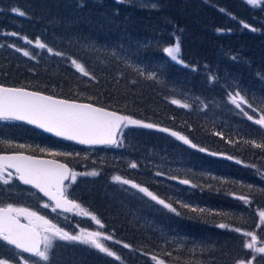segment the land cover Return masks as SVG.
<instances>
[{
	"label": "trees",
	"instance_id": "1",
	"mask_svg": "<svg viewBox=\"0 0 264 264\" xmlns=\"http://www.w3.org/2000/svg\"><path fill=\"white\" fill-rule=\"evenodd\" d=\"M177 42L172 60L164 49ZM2 85L156 125L124 128L118 147L95 151L106 158L60 159L76 174L69 197L101 222L103 234L113 238L107 246L120 259L59 242L48 264H156L153 256L165 264H237L250 259L244 232H256L264 246V148L250 143L264 144V129L229 99L239 92L257 109L242 104L244 112L254 119L264 114V0L255 7L245 0H0ZM8 123L0 124V134H40ZM16 152L5 148L0 155ZM92 170L96 180L86 175ZM115 177L147 188L176 211ZM17 186H0V206H26L20 201L27 190ZM75 223L95 231L89 220ZM23 257L0 241V259L22 264ZM253 264L264 258L257 254Z\"/></svg>",
	"mask_w": 264,
	"mask_h": 264
},
{
	"label": "snow or ice",
	"instance_id": "2",
	"mask_svg": "<svg viewBox=\"0 0 264 264\" xmlns=\"http://www.w3.org/2000/svg\"><path fill=\"white\" fill-rule=\"evenodd\" d=\"M246 2L255 7L259 6L262 0H246ZM12 11L20 16L25 15L19 9L14 8ZM244 26L248 27V25ZM12 35L16 34L12 33ZM28 42L31 43V41ZM37 47L43 49L47 45L37 41ZM48 51L52 52L53 50L48 48ZM164 51L172 60H177V54L180 51L179 42L174 47L165 48ZM24 55L28 56L29 53L25 51ZM55 55L59 56L61 53L57 52ZM179 62L183 63V61ZM72 63L83 75H90L83 65L77 63L75 60ZM229 99L237 109H241V112L248 120L253 121L261 129H264V114L260 115L258 119H254L252 115L244 112L241 108L242 104H246L253 112L257 111V109H253V105L241 96L239 92H236L235 95H230ZM172 103L180 104V101L172 100ZM181 107H188V105L181 104ZM259 110L264 111V107ZM0 120L26 121L28 124L36 125L47 132L55 133L56 136H64L69 140H78L82 144L117 145V135L122 134V128H126L129 125L143 128L156 127L154 124L121 116L115 112L106 111L104 108L94 107L91 104H79L68 100H58L51 96L41 95L38 92L26 91L23 88H7L2 86H0ZM160 131L167 132L169 130L161 128ZM171 135L177 137V139L183 141L185 144H190L193 148L196 147L187 137L178 132H171ZM250 143L257 148H264V144H258L255 141H251ZM0 145L3 146L0 147V151H4L5 148L24 149L27 147L24 144H13L6 141H0ZM200 151H204V149H200ZM53 155L67 154L53 153ZM213 155L215 154L213 153ZM131 167L136 168L137 165L133 163ZM10 168L15 170L16 179L24 185H31L33 188L38 189L44 196L54 201V206L51 209L53 212H56L57 209L65 212L80 209L81 214L85 216L91 215L81 209L78 203L68 199L66 195L64 181L69 179L70 175L73 181L76 178V174L71 173V170L66 164H61L54 160H39L22 153L0 155V183L8 185L12 182L13 173L8 171ZM86 175H97V173H86ZM115 179L123 184H131L133 188H137L140 192L156 200L165 208L173 212L176 211L170 204H166L164 200H160L147 188L141 187L129 180H121L120 177H115ZM181 183H188V181L183 180ZM241 199L244 198L241 197ZM44 207L47 208L49 205L44 204ZM193 210L195 211V209ZM20 216H25L29 219L28 225L20 223ZM91 218L97 224L101 223L95 216ZM259 220L264 225V211L259 212ZM219 227L225 228L227 226L221 224ZM235 231L240 232L241 230L237 228ZM41 233H44V235H41ZM243 235L250 237V240L243 245L244 248L250 250V259L247 261L243 259L238 260L237 264H253L257 259V254L264 258V246H258L261 241L256 232H244ZM56 239L90 245L108 256H113L117 260L120 259L115 252L111 251L102 243L103 240H111V236H105L99 231L85 232L84 230H81L79 235H71L57 227L50 220L26 208H17L11 204L6 207H0V241L14 246L22 252L30 253L44 262H49L50 251ZM41 244H43V248H41ZM124 247L127 248L129 245L125 244ZM152 259L156 261V264H165L164 260L155 256ZM0 264H10V262L7 259H0ZM24 264H28V261L25 260Z\"/></svg>",
	"mask_w": 264,
	"mask_h": 264
},
{
	"label": "rangeland",
	"instance_id": "3",
	"mask_svg": "<svg viewBox=\"0 0 264 264\" xmlns=\"http://www.w3.org/2000/svg\"><path fill=\"white\" fill-rule=\"evenodd\" d=\"M127 1V0H125ZM246 1V0H245ZM0 124H5L7 127H9V123L6 121L1 122ZM5 126V127H6ZM0 141H6V142H11L13 144H24L27 147L24 149H17V148H12L14 151H20L23 153H37V155L35 156H39L40 154H46L49 156V158L53 157L56 158L55 156L59 157V160L63 157L66 161H69L70 163H78V162H85L86 160H88V158H90L92 161H97V159H102V158H106L108 155L103 153V152H93V151H81L79 149H77L76 147H69L67 145L64 144H59L57 142H54L51 139L46 138L44 135L42 134H38L35 138L30 137L28 134L27 136H18V137H12V136H8V135H2L0 134ZM53 153H64L67 155H53ZM122 156V155H120ZM120 156H116L113 155V157L115 159H119ZM58 159V158H56ZM75 164V165H76ZM95 172L94 170L90 171V173ZM97 173V172H95ZM87 177L91 178V179H95L96 180V175H88ZM1 185H3L4 187H14L15 184H17V181H15V176L13 175L12 178V182L8 185H4L2 183H0ZM0 185V186H1ZM3 187V188H4ZM18 188L22 187L19 183H18ZM23 189H26L24 187H22ZM27 191L25 193V199L24 201H20L23 205H26L25 207H20L19 205L16 206L17 208H26L29 211L32 212H36L38 215L43 216L45 219L50 220L53 224H55L57 227L63 229L65 232H68L71 235H79L81 233V230H84L85 232H88L87 230H85L82 224H76L75 221H83V222H88V220L95 224V231H99L101 233L102 232V228L99 224L96 223L95 220H93L91 217L93 216L92 213L88 212L86 209H84L83 207H81V209L87 211L88 213H90L91 215L85 216L83 214H81V210L80 209H76L75 212H73V214L71 215H61L59 213L53 212L52 209V205L47 203L42 197H40L36 192H34L31 189H26ZM20 192V191H19ZM1 193V191H0ZM17 200H20V196L19 193L17 195ZM44 204H48L49 207L45 208ZM2 207H6V206H2ZM22 219L25 220V222L29 223V219L25 216H20ZM88 220H87V219ZM44 235V233H42ZM106 236V235H105ZM113 239V238H112ZM103 240L102 243L105 244L106 247L107 243H112L113 240ZM59 242H64V243H74L75 241H65V240H59L56 239L54 241V246L51 249V252H54L56 249H58L57 243ZM77 243V242H76ZM109 248V247H108ZM110 249V248H109ZM111 250V249H110ZM113 251V250H111ZM56 254V252H55ZM25 260H29L26 257H23L22 259H19V261H22V264H24ZM31 260V259H30ZM30 260L28 261V264H48V262H44L42 260H40L39 258H33V261L30 262ZM54 260V258H53Z\"/></svg>",
	"mask_w": 264,
	"mask_h": 264
},
{
	"label": "water",
	"instance_id": "4",
	"mask_svg": "<svg viewBox=\"0 0 264 264\" xmlns=\"http://www.w3.org/2000/svg\"><path fill=\"white\" fill-rule=\"evenodd\" d=\"M2 87H5V86H2ZM7 88H9V87H7ZM14 88V87H13ZM26 91H30V92H34V91H31V90H28V89H25ZM37 92V91H36ZM38 93H40V92H38ZM41 95H44V96H47V95H45V94H42V93H40ZM48 96H50V95H48ZM51 97H53V96H51ZM54 99H58V100H65V99H62V98H55V97H53ZM70 102H74V103H78V102H75V101H70ZM79 104H82V103H79ZM83 104H88V103H83ZM94 107H96V106H94ZM106 111H109V112H113V111H111V110H109V109H105ZM118 115H121V116H123L122 114H120V113H117ZM0 121H3V120H0ZM8 121H13V122H15L16 120H8ZM16 122H19V123H22V124H24V125H27V126H29V127H31L32 129H34V130H36V131H40L42 134H45L46 136H48V137H52V138H54V139H57V140H59V141H65V142H67V143H70V144H75V145H77L78 147H81V148H94V149H97V148H104V147H108V146H116V145H109V144H82V143H80L78 140H69V139H67V138H65L64 136H56L55 135V133H51V132H47L46 130H44V129H42V128H39V127H37L36 125H33V124H28L26 121H16ZM119 135L120 134H118L117 135V139L119 138ZM16 153H18V152H16ZM16 153H4V154H2V155H12V154H16ZM22 154H24V155H26V156H32V155H27V154H25V153H22ZM32 157H34V156H32ZM34 158H36V159H39V160H54V161H56V162H58V163H61V164H65V163H62V162H60V161H58V160H55V159H53V158H44V157H34ZM70 170H71V168L70 167H68ZM9 171H11V172H13V173H15V170L14 169H8ZM71 172H72V170H71ZM71 176V175H70ZM69 176V179H66L65 181H64V185L65 184H67L71 179V177ZM16 181H18L23 187H25V188H31L32 190H34L35 192H38V194L42 197V198H44L45 200H47L48 202H51L52 204H54V201H51L47 196H44V194L43 193H41V192H39V190L38 189H35V188H33L31 185H24L21 181H19L18 179H16ZM57 211L59 212V213H62V214H65V213H67V214H72L74 211H75V209H73L71 212H65V211H62L61 209H57ZM19 220H20V223L21 224H24V225H28V224H26V223H24L20 218H19ZM42 235V234H41ZM10 247L11 248H13L14 250H17L18 252H21L22 254H24V255H26V256H29V257H35V256H33L32 254H30V253H26V252H22L21 250H19V249H16L14 246H11L10 245ZM43 247V244H41V248Z\"/></svg>",
	"mask_w": 264,
	"mask_h": 264
},
{
	"label": "bare ground",
	"instance_id": "5",
	"mask_svg": "<svg viewBox=\"0 0 264 264\" xmlns=\"http://www.w3.org/2000/svg\"><path fill=\"white\" fill-rule=\"evenodd\" d=\"M122 2V1H121ZM263 246V245H262Z\"/></svg>",
	"mask_w": 264,
	"mask_h": 264
}]
</instances>
